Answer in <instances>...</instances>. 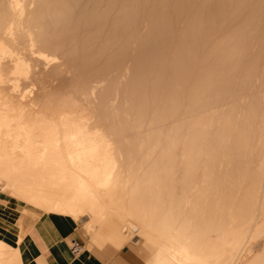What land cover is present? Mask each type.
<instances>
[{
	"label": "bare ground",
	"instance_id": "1",
	"mask_svg": "<svg viewBox=\"0 0 264 264\" xmlns=\"http://www.w3.org/2000/svg\"><path fill=\"white\" fill-rule=\"evenodd\" d=\"M194 1L0 0V77L34 86L0 79V215L86 220L77 252L130 220L144 264H264L238 251L264 219V162L238 161L264 160V0Z\"/></svg>",
	"mask_w": 264,
	"mask_h": 264
},
{
	"label": "crops",
	"instance_id": "2",
	"mask_svg": "<svg viewBox=\"0 0 264 264\" xmlns=\"http://www.w3.org/2000/svg\"><path fill=\"white\" fill-rule=\"evenodd\" d=\"M8 207L5 212H12L15 220L0 215L10 224L0 227V240L14 248H18L16 239L21 240V252L13 254L11 264H132L128 252L122 251L123 246L116 251L88 248L73 252V247L81 249L85 244L75 238L76 223L69 219L50 220L24 208L22 214H17Z\"/></svg>",
	"mask_w": 264,
	"mask_h": 264
},
{
	"label": "rangeland",
	"instance_id": "3",
	"mask_svg": "<svg viewBox=\"0 0 264 264\" xmlns=\"http://www.w3.org/2000/svg\"><path fill=\"white\" fill-rule=\"evenodd\" d=\"M196 1L198 2L200 0H195L194 2H191V3L189 2L188 4H186L187 9L184 8L183 16L186 15V13L188 12V10L190 8L192 9L197 5ZM212 4H213L212 0L210 2H208L207 10L209 12H211L213 9ZM140 29H142V27H140ZM28 65H30V64H28ZM31 69H32V66H28L27 72L28 71L31 72L32 71ZM30 72H28V73H30ZM20 73L23 74V77H22V74H20ZM19 74H20V76H19ZM67 75H69V74L67 73ZM24 76H25L24 72H12V69H11V71L7 70L5 73H3L0 77V79H5L7 81V83H6L7 85H17V89L19 91L21 90L22 92H28V91L34 89V86L32 85V83L27 82L26 79H24ZM57 78H56V80H55V78L53 79L54 85L60 84V78H58V79ZM68 89L69 88H65L64 91H67ZM238 161L241 164H247L248 163L247 165H250V166H254V165L256 166V165H259L261 162H264V160H259V161L258 160H250V161L249 160H238ZM225 162H228V160L227 161L223 160V163H225ZM180 175L177 174L175 176L176 178L174 177V181H178L180 178ZM263 178H264V171H263ZM5 199H6V195L3 194L2 192H0V201L1 200L5 201ZM10 208L14 213H17V214H22L21 210L23 208L25 210H27V209L33 210L36 213H42L41 210H39L35 207L29 206L28 204H22V203L17 202V201H13L12 199L10 200ZM259 217H260V215L258 214L256 217L254 216L252 219H249L245 223L246 228H245L244 233L242 234L241 244L238 246L239 253H241L243 255H245L248 250H250L251 253L255 252V251L256 252L259 251L260 250L259 248H261L262 244H264V228L262 229V231L260 233H258V234L254 233L256 226L260 225L264 221V219H260ZM85 221L86 220H83L82 222H78L75 224V226H76L75 227L76 228L75 238L77 240H79L81 245H84V244L86 245L88 243V241L90 240V236H91V233H89L87 231L85 232V230L83 229V225H84ZM63 222L68 224L69 226L73 225L72 223H70L68 221H63ZM8 225H10V224L8 223L7 220L0 218V227H5ZM134 238H136L137 240L133 241ZM117 240L119 243L118 249L123 246L122 251L128 252V254H129L128 258L131 260L132 264H143L150 255L149 252L144 247V238L140 234L139 229L130 220H128L126 223H124L120 226ZM93 248L100 249V250L102 249V250L113 251L107 244H103L101 246H91L89 249H93Z\"/></svg>",
	"mask_w": 264,
	"mask_h": 264
},
{
	"label": "built area",
	"instance_id": "4",
	"mask_svg": "<svg viewBox=\"0 0 264 264\" xmlns=\"http://www.w3.org/2000/svg\"><path fill=\"white\" fill-rule=\"evenodd\" d=\"M73 252H77V247H73Z\"/></svg>",
	"mask_w": 264,
	"mask_h": 264
},
{
	"label": "water",
	"instance_id": "5",
	"mask_svg": "<svg viewBox=\"0 0 264 264\" xmlns=\"http://www.w3.org/2000/svg\"><path fill=\"white\" fill-rule=\"evenodd\" d=\"M136 240H137L136 238L133 239V241H136Z\"/></svg>",
	"mask_w": 264,
	"mask_h": 264
}]
</instances>
